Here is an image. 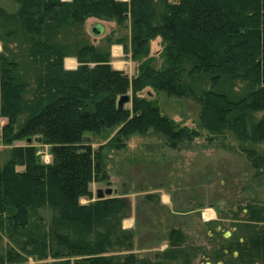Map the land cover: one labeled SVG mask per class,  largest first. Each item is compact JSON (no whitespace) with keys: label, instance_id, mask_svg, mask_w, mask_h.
<instances>
[{"label":"trees","instance_id":"trees-1","mask_svg":"<svg viewBox=\"0 0 264 264\" xmlns=\"http://www.w3.org/2000/svg\"><path fill=\"white\" fill-rule=\"evenodd\" d=\"M90 16L129 25L108 40L138 62L132 78L110 47L67 33ZM0 42V264H194L202 250L179 226L165 233L167 248L138 251V230L124 223L131 200L94 197L91 184L109 179L105 147L150 130L177 148L204 129L264 165V0H0ZM147 87L193 101L199 125L164 113L140 94ZM39 135L51 161L27 141ZM249 208L264 221V204ZM245 234L246 257L264 262L263 227Z\"/></svg>","mask_w":264,"mask_h":264},{"label":"rangeland","instance_id":"rangeland-1","mask_svg":"<svg viewBox=\"0 0 264 264\" xmlns=\"http://www.w3.org/2000/svg\"><path fill=\"white\" fill-rule=\"evenodd\" d=\"M96 21L106 25L105 33L100 36L90 30ZM67 33L80 41L91 40L110 47L116 68L124 69L131 78L138 73V62L124 50L123 44H110L108 40L109 37L118 39L129 35V25L90 16L81 27L69 28ZM160 48L161 37H157L152 41L153 53L157 54ZM69 60L78 61L72 56L67 57V67L74 65ZM129 93L132 95V90ZM140 94L158 98L163 112L182 125H199L198 107L193 101L156 92L151 87ZM125 105L130 106L131 101ZM200 130V136L177 148L170 146L154 130L133 135L123 148L105 147L109 179L91 184L94 197L97 189L111 186L114 189L112 195H125L131 200L133 211L124 223L138 230V251L146 253L167 248L165 233L171 226H179L186 232L189 242L202 250L194 264H216V239L209 237L205 222L215 218L222 208L264 204V165L255 169L235 141L212 137L207 130ZM37 144L42 160L51 161L49 145ZM99 145L100 142H94L95 147ZM256 148L264 157V142ZM149 193L154 194V201L146 198ZM83 200L88 201L89 198Z\"/></svg>","mask_w":264,"mask_h":264},{"label":"flooded vegetation","instance_id":"flooded-vegetation-1","mask_svg":"<svg viewBox=\"0 0 264 264\" xmlns=\"http://www.w3.org/2000/svg\"><path fill=\"white\" fill-rule=\"evenodd\" d=\"M249 207L222 208L217 216L205 222L209 237L216 239V264H264L262 260L248 259L245 230L254 224L264 229V221H257ZM253 243V242H252Z\"/></svg>","mask_w":264,"mask_h":264},{"label":"water","instance_id":"water-1","mask_svg":"<svg viewBox=\"0 0 264 264\" xmlns=\"http://www.w3.org/2000/svg\"><path fill=\"white\" fill-rule=\"evenodd\" d=\"M90 30H91V32H92L94 35H96V36H100V35H102V34L105 33V31H106V25H105L103 22H101V21H96V22H94V23L91 25ZM131 99H132V98H131L130 93H124V94H122V95L119 97V99H118V107H119L120 109H123V108L125 107V104L128 103V102H130ZM33 139H34L35 141H37V142H42V139H43V138H42L41 135L36 136V137H28V138H27V141H28L29 143H31V142L33 141ZM84 140H86V141H90V140H91V136L86 135V136L84 137ZM113 192H114V189H113L111 186H108V187H106V188H99V189H97V197H98V198H102V197H105V196H110V195L113 194ZM208 264H213V263H212V262H208ZM257 264H258V263H257Z\"/></svg>","mask_w":264,"mask_h":264},{"label":"crops","instance_id":"crops-1","mask_svg":"<svg viewBox=\"0 0 264 264\" xmlns=\"http://www.w3.org/2000/svg\"><path fill=\"white\" fill-rule=\"evenodd\" d=\"M68 57H71V56H68ZM72 57H74V56H72ZM74 58H76V57H74ZM66 61V60H65ZM74 63V62H73ZM78 61H76V63H74V65L73 66H70V67H68V68H75V67H77V65H78ZM126 226V225H125Z\"/></svg>","mask_w":264,"mask_h":264},{"label":"bare ground","instance_id":"bare-ground-1","mask_svg":"<svg viewBox=\"0 0 264 264\" xmlns=\"http://www.w3.org/2000/svg\"><path fill=\"white\" fill-rule=\"evenodd\" d=\"M70 61L74 62V60H69V63H70Z\"/></svg>","mask_w":264,"mask_h":264}]
</instances>
